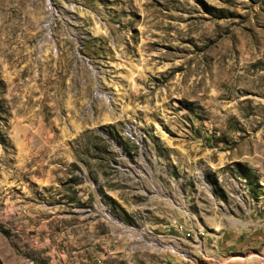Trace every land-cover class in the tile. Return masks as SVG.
I'll use <instances>...</instances> for the list:
<instances>
[{
	"label": "rangeland",
	"instance_id": "1",
	"mask_svg": "<svg viewBox=\"0 0 264 264\" xmlns=\"http://www.w3.org/2000/svg\"><path fill=\"white\" fill-rule=\"evenodd\" d=\"M0 264H264V0H0Z\"/></svg>",
	"mask_w": 264,
	"mask_h": 264
}]
</instances>
